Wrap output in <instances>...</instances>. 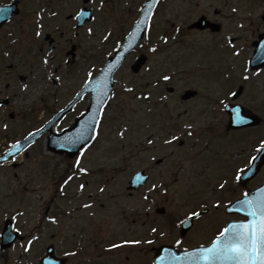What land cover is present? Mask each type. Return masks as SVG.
Segmentation results:
<instances>
[{
    "label": "rangeland",
    "instance_id": "obj_1",
    "mask_svg": "<svg viewBox=\"0 0 264 264\" xmlns=\"http://www.w3.org/2000/svg\"><path fill=\"white\" fill-rule=\"evenodd\" d=\"M3 2L5 0H0ZM51 2L52 18L45 15L48 4L44 0H26L23 11L30 19L18 18L19 22L9 27L6 37L5 29L0 32V96L12 101L9 107H0V151L22 140L48 120L53 108L58 104L61 107L81 88L85 79L96 74L131 30L145 0H91L89 7L95 10V18L80 30H75L73 21L66 16L74 14L83 5V0ZM39 9L48 22L56 19L54 27L50 24L40 29L41 35L37 34L39 20L35 19V11ZM263 10L264 0H165L160 5L144 45L127 59L117 77L118 96L108 107L100 138L82 162L92 171L85 182L112 184L106 191L112 200L107 201L109 213L105 218L114 220L120 205L119 213L124 215L117 216L114 225L126 235L116 241L132 240L133 233L137 238H150L153 222L158 221L172 225V235L176 237V215L184 217L194 205L239 198L264 181V169L245 186L237 184L233 178L238 168L247 166L254 147L263 140L264 121L253 130L233 135L225 129L227 118L216 106L227 101L228 93L243 85L245 93L239 102L264 119V72L256 80H251L253 73H249V80L244 79L248 74V59L252 56V41L264 31ZM201 16L220 23L222 31L219 34L189 32L188 26ZM42 32H51L58 40V48L52 52L56 55L54 59L48 53L46 35L42 36ZM71 44L78 46L77 56L74 62L66 63L65 55L59 50L67 49ZM231 44L234 48L229 46ZM140 53L149 57V63L136 77L131 66ZM9 66L12 69H8ZM166 73L173 74L174 78L165 86L162 76ZM19 76H26L27 80L21 82ZM151 85L158 87L147 89ZM169 85L180 90H198L201 98L182 104L179 98L171 97L166 111L148 116L152 104L167 95L165 88ZM125 86L135 87L136 92H125ZM143 92L152 94L150 102L138 98L137 94ZM69 124L70 120L60 129ZM172 126L180 130L184 146L178 148L175 143L154 148L149 136L163 134L165 139L176 135L178 131L173 132ZM64 158L48 153L46 141L41 140L14 166L0 170V230L4 221L15 215L18 228L22 230L28 225L30 232L38 234V216L44 220L48 214L53 215L57 207L64 212H73V206L55 197L58 184L67 176L64 175L66 168L73 164V160ZM157 160H162L161 164L156 165ZM100 169L102 172L98 171ZM141 169L151 172V180L146 190L136 199L129 200L125 197V185L134 172ZM220 186L223 188L219 189ZM94 189L87 187L85 197ZM146 195L152 199L145 201ZM148 205L154 209L146 221ZM124 207L127 208L125 212ZM156 208H164L166 214H156ZM174 213V218L169 221ZM72 215L80 216L79 213ZM220 223L217 219L215 226L200 224L199 232H205V236L198 232L192 234V229L185 237H188L187 243L190 244L191 234L197 242L209 241L220 229ZM130 228L132 232H127ZM55 229L61 230L49 224L45 228L47 231ZM40 237L45 238L44 235ZM113 241L108 239L107 244ZM159 243L158 239L155 244ZM45 244L43 240L39 243ZM18 247L0 258V264L32 263V258L21 260L22 250ZM136 249L122 248L106 253L103 263L152 264L150 256ZM82 257L79 261L75 258L73 264H88Z\"/></svg>",
    "mask_w": 264,
    "mask_h": 264
},
{
    "label": "flooded vegetation",
    "instance_id": "obj_2",
    "mask_svg": "<svg viewBox=\"0 0 264 264\" xmlns=\"http://www.w3.org/2000/svg\"><path fill=\"white\" fill-rule=\"evenodd\" d=\"M46 41L48 43L50 50H54L57 39L52 37H46ZM185 92L186 90H180L177 93L170 94L169 97H177L179 98V100L181 99L182 101V97L185 94ZM198 98H201V93H199L197 97L191 99L189 102L182 101V104L193 102ZM221 105H222L221 103L216 104V106L218 107H220ZM162 138H164L163 135ZM165 139L168 140L169 137ZM156 140L158 143L155 145V148H160L161 138L157 136ZM182 146H184V141L180 143L179 148H181ZM99 172H102V169H100ZM90 185L95 187V189L94 192L89 193L86 198L85 195L87 193L83 191L85 188L82 186V184H70L66 189L59 188V184H58L57 195L55 197L57 199L60 198L62 201H65L68 206H73L74 207L73 212L66 214L63 210H60L57 207V209L55 208L56 209L55 213L53 215L48 214L46 216V219L44 220H42L41 216H38V219H40L39 226H37V228L39 229L37 230L38 234L32 233L30 231H22V232L20 231L22 236L24 235L23 237L24 239L19 243H21L22 245L26 244L28 239L32 238L31 235H34L36 236V240L32 243V251L36 258L40 257L42 251L46 252L47 248L49 246H52L55 250V254L58 257L61 258L66 257L68 259V264H72V262L75 261V257L72 256L75 253L77 254L78 258L84 255L86 256L90 255V257H84V259L82 258V260L86 261L88 264H104L103 263V260L105 259L104 254L112 253L122 248L120 241H116V239L122 238L123 236L126 235L125 233L118 231L119 228L115 227L114 220L117 219L116 218L117 216L124 214L119 213L120 205H118L116 213L114 214V216H116L114 220H112L111 217L106 219L105 218L106 213H109V211L106 208L107 207L106 191H108V188H110L112 184H104L101 182L94 184H85V186H90ZM128 188H129V184L125 189L126 191L125 197L128 198L129 200L136 199V197L140 193H142L141 191L130 192ZM117 195H120V193ZM144 200L150 201L151 199L147 198ZM231 201L233 200L220 199V200H213L211 204L204 203L199 206L194 205L192 207V210L188 211L184 217L183 215L182 216L176 215L177 221L182 219L185 220L191 216H194L193 213H199L202 211L205 212V214L195 222L194 228L192 230L193 232L191 231L193 234L196 231L195 227L198 226L200 223H202L204 220H216V219L222 220L221 217H223L224 224H226L229 220H239L238 217H228L226 215V207L228 206V204L231 203ZM153 209L154 208L150 205L146 206L145 208L146 221L150 218L149 215H151ZM161 209L162 208L160 209L156 208L155 210L156 214H158V212H160ZM123 211L124 212L127 211V208L124 207ZM73 213H79L80 216L75 217L74 215H72ZM175 214L176 213L172 214L169 221L174 218ZM63 220L67 221V225H66L68 228L67 231L63 229V225H62ZM45 222L46 223L50 222L52 226L59 228L61 230L59 231L55 229V230L47 231L45 230L46 228V225H44ZM161 223L159 221L153 222V224L158 227L163 226ZM144 224L146 225L147 223ZM134 225H136V222H134ZM211 226H215V223L214 225L212 224ZM73 228H75V230H71ZM127 232H132V228H130ZM192 234L190 237V244L187 243L188 237L180 240L179 243L180 249L192 248L195 246L193 244L196 243V239L192 236ZM40 235H44L45 238L40 237ZM132 236H133L131 237L132 245L130 244L129 246L134 247V243H135L134 237L137 236V234L133 233ZM171 237L174 238L173 235H171ZM108 239H114V241L108 245L107 244ZM42 240L46 243L45 245H39V243ZM176 240L177 238L173 242H175ZM123 241H127V240H123ZM114 245H119V247L110 249V246H114ZM107 247H109V250H107L108 249Z\"/></svg>",
    "mask_w": 264,
    "mask_h": 264
},
{
    "label": "snow or ice",
    "instance_id": "obj_3",
    "mask_svg": "<svg viewBox=\"0 0 264 264\" xmlns=\"http://www.w3.org/2000/svg\"><path fill=\"white\" fill-rule=\"evenodd\" d=\"M6 11L7 9H0V15ZM13 147L17 146L13 145ZM258 151L264 155V147ZM255 159L256 157H253V161ZM247 195L245 193V197ZM240 209L245 211L251 220L245 223H233L224 228L211 247L188 254L187 259L190 264H201V262L203 264H264V193L254 199L246 198L240 201Z\"/></svg>",
    "mask_w": 264,
    "mask_h": 264
},
{
    "label": "water",
    "instance_id": "obj_4",
    "mask_svg": "<svg viewBox=\"0 0 264 264\" xmlns=\"http://www.w3.org/2000/svg\"><path fill=\"white\" fill-rule=\"evenodd\" d=\"M158 1L159 0H151L150 2H148L146 4V9L144 10V13H143L141 20L135 26V29L131 33L130 37L128 38L126 44L123 46L122 50L120 52H118L116 58L111 60V62L109 63L108 68L106 69L107 71H110L111 73L112 72L114 73L115 71H117L119 69V67L121 66V64L123 63L127 54H129L131 51L135 50L138 47V45L140 44V41L143 38L145 30L148 28L150 16L153 13V9L157 5ZM0 9H5V8L0 7ZM11 11H12L11 9H7V11L3 15H0V27L2 24L5 23V19L7 18V14L10 15ZM191 28H198L201 30H204L206 28H212L214 31L219 30V28H217V27L213 26L212 24H210L209 22H207L205 18H202L198 23L193 25ZM259 57H260V53L258 50L256 52L255 60L259 59ZM145 62H146V59L144 57L141 58L138 61V63L135 65L133 70L135 72H138L141 69V67L144 65ZM103 87H104L103 90L99 91V94L97 95V98L95 99V102H94V107L91 110V113H92V116L90 117L91 121L89 122V124H85V123L81 124V129L85 128V127L88 128V132L86 135H88L90 133V131L92 130L89 137L86 136L84 138L85 140H83V143H87L88 141L91 140L90 137H91L92 133H94L96 121L98 120V116H99L98 112L100 113L102 105H104L106 100H107L104 98V96H102V95H108V93H109L106 91L107 84H103ZM105 97L107 98V96H105ZM235 122L237 124H235L234 127H237V128L246 127L249 125L256 124V122H251L249 120L240 118L239 115H238V117L236 116ZM34 138L35 137H32L30 142H32L34 140ZM71 140L72 139L68 138L66 142H72ZM61 149H62V147H60L59 149H56V150H59L60 152H62ZM12 154H13V152H11V154H9V155H12ZM263 164H264V155H261L255 164L256 165L255 166L256 171H259V169L261 168V166ZM254 197H256V196L253 195L251 198H254ZM7 233L8 232H6V234ZM6 234H5V236H6ZM5 236H4V240L9 238V235H7L6 237Z\"/></svg>",
    "mask_w": 264,
    "mask_h": 264
}]
</instances>
